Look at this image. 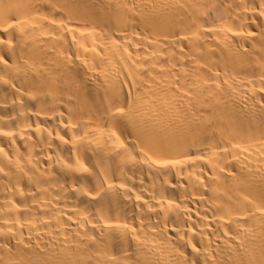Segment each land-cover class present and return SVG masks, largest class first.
<instances>
[{
	"label": "bare ground",
	"instance_id": "bare-ground-1",
	"mask_svg": "<svg viewBox=\"0 0 264 264\" xmlns=\"http://www.w3.org/2000/svg\"><path fill=\"white\" fill-rule=\"evenodd\" d=\"M0 264H264V0H0Z\"/></svg>",
	"mask_w": 264,
	"mask_h": 264
}]
</instances>
